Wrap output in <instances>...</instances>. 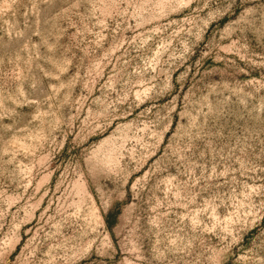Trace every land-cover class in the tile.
I'll use <instances>...</instances> for the list:
<instances>
[{"label": "rangeland", "instance_id": "rangeland-1", "mask_svg": "<svg viewBox=\"0 0 264 264\" xmlns=\"http://www.w3.org/2000/svg\"><path fill=\"white\" fill-rule=\"evenodd\" d=\"M0 264H264V0H0Z\"/></svg>", "mask_w": 264, "mask_h": 264}]
</instances>
